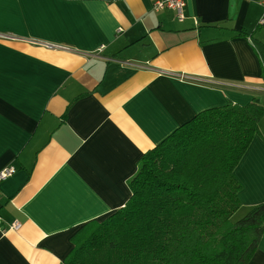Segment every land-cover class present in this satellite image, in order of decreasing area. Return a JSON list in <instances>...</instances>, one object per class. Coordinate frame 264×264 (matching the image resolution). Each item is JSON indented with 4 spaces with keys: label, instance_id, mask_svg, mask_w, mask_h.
<instances>
[{
    "label": "crops",
    "instance_id": "obj_1",
    "mask_svg": "<svg viewBox=\"0 0 264 264\" xmlns=\"http://www.w3.org/2000/svg\"><path fill=\"white\" fill-rule=\"evenodd\" d=\"M260 0H0V264H60L122 208L140 158L198 113L264 105ZM264 203V120L237 164ZM19 224L14 230L13 224ZM248 264H264V235Z\"/></svg>",
    "mask_w": 264,
    "mask_h": 264
},
{
    "label": "trees",
    "instance_id": "obj_2",
    "mask_svg": "<svg viewBox=\"0 0 264 264\" xmlns=\"http://www.w3.org/2000/svg\"><path fill=\"white\" fill-rule=\"evenodd\" d=\"M262 120L257 98L198 113L140 158L126 204L79 227L60 264H248L264 203L233 222L234 170Z\"/></svg>",
    "mask_w": 264,
    "mask_h": 264
},
{
    "label": "built area",
    "instance_id": "obj_3",
    "mask_svg": "<svg viewBox=\"0 0 264 264\" xmlns=\"http://www.w3.org/2000/svg\"><path fill=\"white\" fill-rule=\"evenodd\" d=\"M152 9L155 12L163 11V10H171L175 14V18L177 21L182 22L184 20L185 15V0H152ZM259 4L262 9H264V0H260ZM259 25L264 26V13L259 20ZM16 173V169L13 167H7L0 170V183L5 181L6 179L12 177ZM19 224L15 223L12 225L14 230L19 228Z\"/></svg>",
    "mask_w": 264,
    "mask_h": 264
},
{
    "label": "rangeland",
    "instance_id": "obj_4",
    "mask_svg": "<svg viewBox=\"0 0 264 264\" xmlns=\"http://www.w3.org/2000/svg\"><path fill=\"white\" fill-rule=\"evenodd\" d=\"M243 216H244V214H241V213H238V212H237V213L232 217V220H233V222H235V221L241 219Z\"/></svg>",
    "mask_w": 264,
    "mask_h": 264
}]
</instances>
